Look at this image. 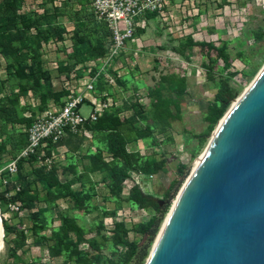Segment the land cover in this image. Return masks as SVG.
Instances as JSON below:
<instances>
[{
  "label": "rangeland",
  "instance_id": "1",
  "mask_svg": "<svg viewBox=\"0 0 264 264\" xmlns=\"http://www.w3.org/2000/svg\"><path fill=\"white\" fill-rule=\"evenodd\" d=\"M86 4L87 0H0L1 6L9 5L16 8V17L13 20L0 23V106L15 104L17 109L26 116L37 107L47 108L59 104L56 97L46 99L41 96V93L36 96L39 98L40 106L21 104L25 96L22 89L25 87V77L28 72L24 65L30 58V64L34 63L35 69L40 68L41 71L43 70L42 73H49L55 89L59 90L61 88L59 75L66 71L63 69L64 65H61L66 61L64 58L70 54L75 55V50H80L88 38L93 42L97 41L91 27L85 25ZM197 5L198 13L185 19L188 24L185 30L178 29V24H167L159 18L147 22L145 33L140 36L142 47L138 50L143 52L144 48H150L148 67L142 72L140 70L143 67L138 68L142 76L135 82L141 92V102L145 108L149 106L150 93L156 86V79L166 72H190L199 67L204 77L207 73L206 69L214 63L212 74L215 84L218 78L227 77L229 72H238L230 79L233 87L238 90L235 97L237 98L264 67V35L261 39L255 37V34L259 33L264 26V0H198ZM188 39L193 42H209L217 47L225 43L231 66L227 70L223 69V63L218 59L216 51L206 46L190 44L183 50V54H177L175 48H178V43ZM77 76H81L80 70L77 71ZM88 110L89 106L86 103L81 106L83 114H86ZM23 135L24 133L19 130L16 123L5 124L0 120V191L11 188L13 185V176L4 174L3 168L10 154L17 153ZM210 137L211 133L200 148L190 145L189 149L184 151L185 155L181 161L187 164L189 170L185 176L179 177L182 180L174 187L173 197L160 220L156 233L151 240L145 239L141 242L142 246L148 244L145 256L141 257L142 249L140 248L139 254L130 264H146L171 204L189 176L195 161L202 155ZM128 149L133 150L131 145H128ZM174 158L175 156L168 160L165 172L154 175L151 179V192L159 198L171 180L175 178L176 159ZM58 179L62 177L59 176ZM3 180H6V183ZM15 203H18L16 210L0 211L3 228L4 225L14 228L9 235V243L3 241L0 264H60L63 260L60 253L52 255L46 244H35L30 232H24L29 225L27 213L21 209L18 201ZM95 203L97 204V201L89 202L92 207L100 206L94 205ZM58 204H60L59 208L68 209L65 199H60ZM36 206L40 209L41 216L45 218L52 216V226L58 224L53 211L48 210L43 203H36ZM122 207V215L117 216L116 220L123 221L121 218H125L123 222L129 230L128 238L140 240L141 236L135 234L131 228L140 220L147 219L149 213L145 211L141 217L131 216V211L137 207L126 202H123ZM78 219L79 224L86 231V237H93L94 228L100 221L99 213L96 215L93 211L91 215H81ZM44 234L49 235L50 229H45ZM18 236L24 238L19 241L23 243L15 256L9 257L7 247L15 240L18 241ZM80 246L86 245L83 243ZM103 249L105 253H108L114 247L107 242Z\"/></svg>",
  "mask_w": 264,
  "mask_h": 264
},
{
  "label": "trees",
  "instance_id": "2",
  "mask_svg": "<svg viewBox=\"0 0 264 264\" xmlns=\"http://www.w3.org/2000/svg\"><path fill=\"white\" fill-rule=\"evenodd\" d=\"M15 17V7L0 5V23L11 21ZM85 17V25L91 27L97 41L93 42L88 38V41L80 50H75V55H68L65 64L64 62L61 63V65H64L65 72L70 71L76 64L101 56L105 51L104 44L109 31L104 24L94 20L87 8ZM147 17L153 19L155 15L149 14ZM144 32L145 30H138V34ZM263 35L264 26L259 33L255 34V37L261 39ZM90 38L94 39L91 36ZM190 44L214 49L218 59L223 63V69L227 70L231 66L225 43L217 47L209 42H193L191 39L181 40L175 51L178 54H183V50ZM26 63L24 67L28 69V72L25 77V87L22 89L24 95L31 91L35 96L41 93L43 98L56 97L59 101L66 95V91L62 88L55 89L49 73H42L43 70L41 71L40 68L35 69V64H30V58ZM213 64L211 63L209 68L206 69V78L210 81L215 80L212 74ZM237 74L238 72H229L227 77L218 78L214 97L203 114V121L207 124L205 129L199 133L185 130V133L190 134V137L196 142L197 148L205 143L218 120L237 96L238 90L230 82V79ZM118 83L121 85V80H118ZM187 87L185 75L174 71L166 72L156 79V86L150 93L147 109L131 100L122 101L118 107L105 109L95 122L87 123V128L93 132L101 131L103 133L104 143L102 149L97 147L96 151L90 153L88 156L89 165L83 173H77L74 166L69 165L64 170L71 173V177H66L61 181L58 179L57 168L54 164L50 168L36 166L34 156H30L27 160L19 159L16 173L12 177L13 185L11 188L0 191V211H9L8 203L18 201L21 209L26 211L29 220V225L24 229V232H30L31 239L35 244H46L52 255L60 253L63 256L60 264H67L68 262L73 264H130L134 257L139 254L140 248L142 249L140 255L144 257L148 244L142 246L141 242L145 239L151 240L156 233L160 220L173 197L174 187L179 177L184 175L187 164L181 161H176L174 164L175 178L171 180L168 187L161 194L162 204L155 198L157 197L156 194L145 192L138 183H133L128 194L122 196L123 182L129 177V172L154 176L159 172H165L168 167L167 159L164 156L145 157L138 152L128 151L127 144L139 138H153L154 131L164 132L171 128L172 122L180 120L181 100L187 92ZM42 109L45 108L43 106L37 107L30 113V116H25L22 111L20 112L17 109L15 104L0 106V120L3 123H16L22 126L18 127L24 135L17 153L27 143V134L23 127L29 125L36 110ZM126 109H130L131 113L126 117H119V111ZM17 153L10 154L8 160L14 158ZM25 161H27L28 166H25ZM95 170L106 173L105 185L116 204L111 211L102 210L104 216L114 217L116 211L122 207L123 202L144 209L149 213L147 219L137 222L131 228L135 234L141 236L140 240H130L128 238L129 230L121 220L113 221V229L110 235L105 233L103 221L100 220L94 228L95 235L90 238L86 237V231L78 224L77 218L72 215L71 210L87 212L94 208L89 204L92 194L91 187L86 189L85 185H91L92 182L88 172ZM4 174L9 176L7 171H4ZM75 181L80 182L84 188L73 190L71 184ZM10 191H13V193L6 196V193ZM66 198L70 200L71 205L67 210H60L58 201ZM36 203H43L48 210L54 212L58 220L56 226H52V216L48 218L41 216ZM48 228L50 234L46 235L44 230ZM3 231L4 242L9 243L8 238L14 228L4 225ZM22 239L24 240L22 236H18V241L15 240L12 245L7 247L9 257L15 256L16 251L23 243H19ZM107 242L114 249L105 253L103 247ZM83 243H85V247L80 246Z\"/></svg>",
  "mask_w": 264,
  "mask_h": 264
},
{
  "label": "water",
  "instance_id": "3",
  "mask_svg": "<svg viewBox=\"0 0 264 264\" xmlns=\"http://www.w3.org/2000/svg\"><path fill=\"white\" fill-rule=\"evenodd\" d=\"M203 153L146 264H264V67Z\"/></svg>",
  "mask_w": 264,
  "mask_h": 264
},
{
  "label": "built area",
  "instance_id": "4",
  "mask_svg": "<svg viewBox=\"0 0 264 264\" xmlns=\"http://www.w3.org/2000/svg\"><path fill=\"white\" fill-rule=\"evenodd\" d=\"M197 4L198 0H87L88 12L96 22L104 24L109 31L104 44L105 51L101 56L76 64L68 72H61L60 85L66 91V95L61 98L58 105L36 110L29 125L23 127L27 134V143L5 164L3 169L8 175L13 176L16 173L19 159L27 160L30 156L35 157L36 166L50 168L54 164L55 144L68 133L92 139L94 132L87 128V123L95 122L105 109L121 105L120 100L114 99L106 92H97V84L117 88L118 80L125 74L124 70H130L135 66V51L142 47L140 38L142 34H138V30H145L147 22L152 20L147 16L154 14L153 19L159 18L171 25L178 24V29L185 30L188 26L185 19L198 13ZM128 44L136 49L131 55H126ZM64 59L66 60L67 56ZM78 70L81 76H77ZM179 74L186 76L189 71ZM22 100L21 104L40 105L39 98L33 96L31 91H28ZM85 103L89 110L83 114L81 106ZM126 113V110H121L118 116L125 117ZM96 149L97 147L93 145L89 147L90 152ZM140 152L139 149L138 153ZM24 164L28 166L27 161ZM56 174L60 176L58 168ZM152 178L153 175L150 174L129 172V177L123 182L121 195L126 196L133 183H138L142 189L146 188L147 182L150 183ZM3 182L6 183V180ZM12 193L13 191H10L6 196ZM17 206L18 203H8L10 211L16 210ZM122 209L123 207L119 208L114 217L108 216L103 220L107 235L112 232L113 221L122 215ZM145 211L140 208L133 209L131 216L141 217ZM121 219L125 222V218Z\"/></svg>",
  "mask_w": 264,
  "mask_h": 264
},
{
  "label": "crops",
  "instance_id": "5",
  "mask_svg": "<svg viewBox=\"0 0 264 264\" xmlns=\"http://www.w3.org/2000/svg\"><path fill=\"white\" fill-rule=\"evenodd\" d=\"M135 50L136 49L133 45L128 44L126 47V55H131ZM148 50L150 51V48L147 47L144 48L143 52L140 50L135 51V66L130 70H124L125 74L121 78V85L118 84L117 88L112 89L102 83H99L97 86V92H106L108 95H111L114 99L120 100L121 102L131 100L144 107L141 102V92H139V89L137 88L138 85L135 82L142 76L138 68L143 67L142 70H140L142 72L148 67ZM186 78L188 87L186 94H184L181 100V119L172 122L171 128L164 132L154 131L153 138H139L129 142L127 144L128 151L138 152L140 149L141 152L139 154L145 157H157L161 155L164 156L168 162L170 158L175 156L174 159H176V161H181L185 155L184 151L189 149L190 145H192V147L196 145V142L190 137V134L185 133V130L192 133H199L205 129L207 124L203 121V114L208 104L214 97L217 84L208 80L206 76L203 77L199 67L192 69L189 74L186 75ZM126 112V116H128L131 113V110L126 109ZM103 143L104 138L101 131H95L92 139L72 134H66L63 136L55 144L54 158V165L58 168L60 176L62 177L60 180L62 181L66 177H71V173L64 170V168L69 165H73L77 173L85 172L89 165L88 156L91 153L89 151V147L93 145L102 149ZM128 145H131L133 150H129ZM162 173L163 172H159L156 175H161ZM88 176L92 182L90 186L85 185L86 189L92 187V194L89 202L91 203V201H97V204L100 205L94 207L93 211L96 215L99 213L100 220L103 221L108 216H104L102 214V210H113L116 205L114 199L109 195L105 185L106 173L95 170L88 172ZM71 188L73 190H80L84 187H82L80 182L75 181L71 184ZM150 188H152V180L150 181ZM65 204L68 205L69 208L71 205L70 200L66 198ZM97 204L95 203L94 205ZM59 209L67 210L63 208ZM100 209L101 211H99ZM91 210L87 212L71 210V212L78 221V217L81 215H91L93 212Z\"/></svg>",
  "mask_w": 264,
  "mask_h": 264
},
{
  "label": "bare ground",
  "instance_id": "6",
  "mask_svg": "<svg viewBox=\"0 0 264 264\" xmlns=\"http://www.w3.org/2000/svg\"><path fill=\"white\" fill-rule=\"evenodd\" d=\"M252 85V83L237 97V98H235L232 102H231V104H230V106L228 107V109L226 110V112H225V114H224V116H223V118H221L220 119V121L217 123V125H216V127H215V130H214V132L212 133V136L210 137V139L213 137V135L215 134V132L217 131V129L219 128V126L222 124V122L225 120V118L228 116V114L231 112V110L234 108V106L237 104V102L241 99V97L246 93V91L249 89V87ZM204 152V151H203ZM203 154L204 153H202V155L195 161V163H194V165H193V168H192V170H191V173H193V171L195 170V168H196V166L198 165V163H199V161L201 160V158H202V156H203ZM189 178V177H188ZM187 180V179H186ZM185 183V182H184ZM166 218V217H165ZM164 221H165V219H164ZM164 221H163V223H164ZM163 223H162V225H163ZM161 228H162V226H161ZM161 228H160V230H161ZM3 225H2V221H1V217H0V252H1V250H2V248H3V237H2V234H3ZM159 233H160V231H159ZM159 233H158V235H157V237H156V239H155V242H156V240H157V238H158V236H159ZM155 242H154V244H155ZM154 244H153V246H154Z\"/></svg>",
  "mask_w": 264,
  "mask_h": 264
}]
</instances>
